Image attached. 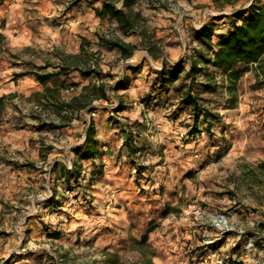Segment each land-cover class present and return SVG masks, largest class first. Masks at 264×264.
Segmentation results:
<instances>
[{
    "label": "rangeland",
    "instance_id": "1",
    "mask_svg": "<svg viewBox=\"0 0 264 264\" xmlns=\"http://www.w3.org/2000/svg\"><path fill=\"white\" fill-rule=\"evenodd\" d=\"M18 1H13V4ZM45 1L22 0L27 4H37L39 8L30 9L43 14L27 19L24 37L18 40V44L23 45L15 46L18 49L9 50V40L0 34V52L6 53L1 56L19 60L18 63L12 62L13 71L20 72H15L14 81L20 75L24 79L32 77L33 71L48 72L57 63L67 64L65 55L81 51L86 53L89 64L95 65L101 76L98 80L96 76L83 77L74 70L49 79L47 86L51 92L40 85L36 92L5 95V106L16 113L9 115L10 121L26 132L29 145L38 142L40 146L37 156L31 149L26 151V156L22 150L7 151L0 143V264H52L54 261L57 264H148L142 259L139 249H143L147 256L158 252L160 261L151 264H264V150L248 149L244 155L237 156L234 151L226 150L225 144L219 149L214 148L210 131L195 126L192 108L181 101L184 91L191 86V93L200 97L202 107L213 113L215 109L226 107L232 86L229 89V84L226 87L222 85V73L215 75L210 66H205L207 70L198 73L195 80L180 79L165 92H158L157 86L149 89V85H143L142 81L138 84L135 80L136 77L141 78L140 73L147 76L154 73L162 63L182 61L188 68L197 52L207 50L195 39L194 30L202 23L212 21L215 15L219 17L214 22V31L224 30L225 23L229 21L225 15L251 0H238L222 10L211 0H134L133 9L138 16L135 28L128 32H124L115 19L95 12L94 7H99L100 2L94 3L91 9L83 0L76 4L72 3L73 0H49L47 5ZM111 1L122 7V0ZM257 1L264 7V0ZM50 29L58 30L59 41L56 43L50 44L49 34L42 38ZM18 32L16 28L12 31L14 35ZM66 33L72 34L71 49L77 50L76 53L66 51L63 44ZM105 38L131 43L135 47L132 56L122 59L116 49L102 45ZM48 65L52 66L40 69ZM131 65L139 66L138 73L131 75ZM198 65L202 67L203 63L198 61ZM207 73H210V78ZM124 74L131 75L134 80L131 86L116 93L107 88L109 98L94 100L92 106L99 113L112 111L110 115L119 117L118 122L139 123L141 138H145L146 143L154 141L150 151L139 155L138 161L145 167L140 176L141 184L147 185L150 193H171L163 200L162 215H166L168 208L176 207L177 212L166 216L167 220H176L173 223L176 226L168 225L169 221L165 224L164 220L153 219L157 231L144 245L133 238H126L110 250L93 248L90 240L65 248L61 244L64 236L57 241L48 237L50 222L44 223L45 217L39 208L40 197L45 193H20L16 188L20 186L18 181L12 182L15 188L10 192L6 190L8 185L2 179L8 174L18 178L30 171L16 166L12 160L3 162L1 159L17 161L22 158L18 164L36 163L38 173L48 176L59 170L63 174L64 165L71 166L68 163L71 147L80 139V129L72 130V127L81 126L83 121L97 114L87 113L85 108L69 110L62 107V103L79 95L89 82L113 84ZM205 82L215 84V88L202 90ZM146 96L154 97L155 102L145 104ZM119 100L125 109L116 113L114 107ZM133 111L142 113L141 121L130 117ZM166 121L171 123V128L164 126ZM192 131L198 136L191 137ZM169 139L185 144L183 157L179 156L182 160L175 168L164 164L167 158H178L167 150ZM256 152L260 156L257 157ZM35 187L32 186L33 191H37ZM53 187L56 185L48 183L49 189L53 190ZM41 188L39 186L38 189ZM90 202V196L84 199L85 204ZM55 218L59 231L65 232L72 218L70 213L56 212ZM38 225L43 226L41 230L35 229ZM152 241H155V247ZM58 247L61 249L59 252Z\"/></svg>",
    "mask_w": 264,
    "mask_h": 264
},
{
    "label": "crops",
    "instance_id": "2",
    "mask_svg": "<svg viewBox=\"0 0 264 264\" xmlns=\"http://www.w3.org/2000/svg\"><path fill=\"white\" fill-rule=\"evenodd\" d=\"M83 2L92 9L94 3L100 1L83 0ZM45 3L47 5L50 2L46 0ZM32 7L39 8L37 4H27L22 2V0H19L15 4L10 0H0V34L9 40L8 44L11 47H9V50L18 49L15 46L23 45L18 44V40L24 37V25L27 19H34L38 15L43 14L42 11H38L36 14L34 10L30 9ZM100 8L101 2L99 7H94L95 12L97 13ZM4 21L5 24L2 25ZM227 25L228 23H225L224 30L227 28ZM15 28L19 30L16 35L12 33ZM45 32L42 38L47 37L49 34L50 44L59 41L57 29H50ZM68 38L70 41H68ZM71 41L72 34L69 33L68 35L66 33L65 40L63 41L66 51L76 53L77 50L71 49ZM215 41L216 38L213 37L212 42L214 43ZM44 42H47V40ZM46 46L49 45L47 44ZM2 54L6 53L4 51L0 52V97H5V104L7 103L5 95L14 92L29 94L38 91L40 85L43 86L35 79V71H30L33 74L32 77L24 79L23 75H20L15 82L13 79L14 74L15 72L20 74V72L13 71L14 65L12 62L18 63L19 60L12 61L9 57L1 56ZM57 65L58 63L53 66L48 65L46 68L41 66L40 69L44 70L52 66L54 70H57ZM209 66L212 69L211 72L215 73V75L217 72L222 73L220 69H216L212 65ZM247 67V70L240 74L235 85L229 81L226 74L222 73V85L226 87L229 84V89H231V86H234L229 92L228 104L226 103L224 109H215L213 113L208 111L207 119L203 118L202 114H199L198 117L194 116V119H196L195 126H198L199 129L205 127L206 130L210 131V140L214 142V148L219 149L220 146H224L223 144H225V149L231 152L234 151L237 156L244 155L243 152L248 149L256 151L264 150V68H259L255 64H250ZM159 68L156 67L155 72L150 73L149 76L140 73L139 76L141 78L136 77L135 80H137L138 84L142 81L143 85H149V89L151 87L155 88L158 86L157 70ZM53 69L49 71H53ZM216 78L217 76L214 77L215 83L217 82ZM133 81L131 78V84ZM202 90L205 89L202 87ZM153 98L146 96L143 102L145 104L155 102L156 99ZM5 108L6 110L3 111L0 117V143L2 148H5L7 151L22 150V153L25 155L26 151H30L28 149H31L35 154L34 156H37L40 145L38 142L34 144L37 147L29 145V136L25 135L26 132L22 128L15 127L14 123L9 119L10 114L14 115L16 113L9 110L8 105ZM94 112L97 115L92 117V119L96 128L95 138L98 140V153L94 157L79 159L74 150L75 147L82 144L89 121L88 118L85 122L83 121L81 126L72 127V130L80 129V139L71 147V158L68 161L71 166L65 164L63 174L59 170L54 171L53 175L49 174L48 176L38 173L35 170V168L37 169L35 163L32 168L22 167L30 171L29 173H22L18 178L12 174H8L5 179H2L8 185L6 190L10 192L11 189L15 188L12 182L18 181L20 186L17 185L16 188L20 193H45L44 196L40 197L39 208L45 217L44 223L50 222L48 224L50 232L53 231V228H57L54 231L60 230V227L56 224V212L70 213L72 218L67 229L65 232L59 231L61 233L60 238L64 236L63 243L61 244L65 248H71L82 244L81 242L85 243L87 240H90L93 248L99 247L110 250L114 246H119V241L121 240L123 242L126 238H133L137 242L145 234L148 237L145 242L147 244L154 237L153 234L158 228L154 227L153 219L164 220L165 224L169 221L168 225H172L171 227L175 228L176 225H173V223L176 220H167L166 216L178 211L176 207L168 208V212L163 216L162 205L165 202L163 200L171 193H150L147 190V185L141 184L140 176H142V169L145 167L140 165L141 162L138 161L140 160L139 155L150 151L153 148L152 144L154 141L146 143V139L141 138L142 129L140 128V124L137 123V127L133 129L135 136L133 147L135 150L129 151L124 145L125 133L121 131L122 123L121 121L118 122L119 117L116 118L110 115L112 111L108 113L107 110H104L99 113L94 110L91 113ZM115 112L119 113L120 111ZM129 115L133 119L138 118V121H141L139 117L142 119V113L139 111H133ZM145 119L147 120V118ZM170 125L169 121L164 122V126H167V128H171ZM167 128L165 129L167 130ZM195 136H198V134H193L192 131L191 137L194 138ZM178 137L180 139V136ZM169 140L167 150L174 156L177 155L178 158H167L164 164L175 168L177 163L182 160L179 156L183 157L182 148H185V144L179 140ZM186 146H189V144L187 143ZM180 151L182 152L180 153ZM256 156L258 157L260 154L256 152ZM21 159L19 158L15 161L13 159L2 158L1 160L3 162L12 160L18 166V163H21ZM138 167L141 168L140 174H136ZM68 172H79L77 180L73 181L70 179L69 182H66L65 176ZM48 183L49 185H56V187H53L54 189L51 190L48 188ZM32 186H36L37 191H33ZM39 186L42 188L38 189ZM88 196L92 198V202L85 204L84 199ZM42 227V225H38L35 226V229L41 230ZM149 227H152V229L147 232ZM60 238L50 239L57 241ZM155 244V241H152L153 247L156 246ZM149 248L151 249V247ZM59 251H61L60 247H58ZM139 252L142 254L144 261L149 260L152 263L161 259L158 257V252H151V255L148 256L143 249H139ZM52 264L57 263L54 261Z\"/></svg>",
    "mask_w": 264,
    "mask_h": 264
},
{
    "label": "trees",
    "instance_id": "3",
    "mask_svg": "<svg viewBox=\"0 0 264 264\" xmlns=\"http://www.w3.org/2000/svg\"><path fill=\"white\" fill-rule=\"evenodd\" d=\"M79 0H73L72 3L76 4ZM98 1V0H89ZM101 2V8L97 13L102 16H110L118 22L119 27L124 31L134 29L135 22L138 16V12L133 9L134 0H122V7H117L111 0H99ZM238 0H211V2L219 10L224 9L227 6L234 5ZM219 15H215L212 21H206L201 26L194 30V37L207 50L206 52L199 51L195 59L190 61L189 67L186 69L183 66L182 61H177L172 64L162 63L159 70H157V91H168L169 86L180 79L195 80L198 73L207 70V67L212 65L216 69H220L222 73L226 74L229 81L235 85L236 80L240 74L247 70V66L255 64L259 68H264V7L257 0H251L247 5L238 9H233L229 14L225 15L229 17L228 25L225 30L216 33L214 31V22L218 19ZM213 37L216 41L213 43ZM102 45L110 49H116L122 59H127L132 56L135 47L129 42L123 40L102 39ZM86 53L80 52L75 55H67L64 59L65 63L57 65L58 69L54 71H48L43 73L34 72L35 79L38 80L45 90L51 89L46 85L47 80L55 78L59 74H68L71 71H78L83 77L96 76L97 80L100 78L101 72L95 65H91ZM89 56V55H88ZM198 61L203 63L201 67L198 65ZM130 73L135 74L139 70V66H130ZM131 75L124 74L118 78L113 84H105L103 81L89 82L83 86L79 95L74 96L69 101L62 103V107L69 110H78L85 108L88 113L95 110L92 106V102L97 99H108L106 89H110L113 92L119 90H126L131 84ZM210 78V73L206 74ZM215 84L205 82L202 87L206 90H213ZM234 86H232L233 88ZM179 90V87H175ZM192 88H188L184 91L181 101L186 105H189L195 117L199 114L203 115V118H208V110L202 107L200 103V97L191 93ZM62 107H59L61 109ZM125 109L123 103L119 100L114 111H121ZM5 110V97H0V117ZM42 125L44 123H41ZM124 124V123H122ZM52 125V124H51ZM137 123L124 124L121 131L125 133L124 145L129 151H134V133L133 128L137 127ZM55 126V125H52ZM96 128L92 117H89L87 127L85 130L84 139L80 146L75 147V152L79 159H88L94 157L98 153V140L95 138ZM75 165V164H74ZM21 167H32L33 163L26 162L19 164ZM76 167V165H75ZM140 174L141 168L136 169ZM79 176V172H68L65 176L66 182L70 179L76 181ZM152 227L147 229L150 231ZM61 233L59 231H52L48 233V237L57 239L60 238ZM147 235L145 234L138 242L140 245H144L147 241ZM148 264L151 262L148 260Z\"/></svg>",
    "mask_w": 264,
    "mask_h": 264
},
{
    "label": "built area",
    "instance_id": "4",
    "mask_svg": "<svg viewBox=\"0 0 264 264\" xmlns=\"http://www.w3.org/2000/svg\"><path fill=\"white\" fill-rule=\"evenodd\" d=\"M11 2L15 1V0H10Z\"/></svg>",
    "mask_w": 264,
    "mask_h": 264
}]
</instances>
